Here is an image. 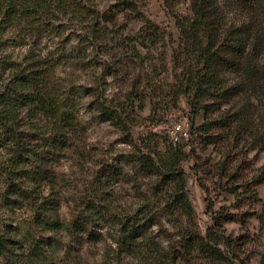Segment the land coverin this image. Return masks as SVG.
<instances>
[{"label": "rangeland", "instance_id": "1", "mask_svg": "<svg viewBox=\"0 0 264 264\" xmlns=\"http://www.w3.org/2000/svg\"><path fill=\"white\" fill-rule=\"evenodd\" d=\"M193 1L142 3L145 15L166 31L167 51L139 47L141 56L135 57L126 44L114 41L107 47L89 48L88 64L83 68L75 62L58 67L56 78L79 95L76 115L84 131L81 141H76L69 152L49 163L46 178L40 183L41 194L54 203L53 214L69 223L85 202L96 200L104 204L102 210L106 206L122 215L150 205L158 217L149 235L151 241H143L146 247L140 245L132 255L119 250L112 238L114 231L105 223L97 229L102 240L96 243L85 234L73 240L66 232L35 233L40 241L54 238L61 249L60 264H176L160 251L180 248L181 238L192 231L203 236L213 231L234 240L232 247L221 246L233 264H264V184L256 188L255 195L249 190L264 166V87L255 78L242 77L240 73L227 76L232 85H238L236 95L229 103L216 106L212 117L234 116L236 123L232 122V135L220 131L219 141L207 145L206 135L200 131L206 121L205 111L194 116L188 97L176 101L170 91L174 84L172 54L180 44L176 22L193 15ZM254 2L227 0L220 11L227 21L225 28L233 24L242 27L240 31L250 36L251 43L256 40L261 44L258 61L264 66L263 3ZM111 4L98 2L103 11L109 10ZM119 24L124 25L120 36L125 38L136 36L142 28L141 22L123 15ZM20 32L7 31L0 57L21 61L30 50L49 57L67 46L72 29L59 36ZM77 44L73 39L70 46ZM165 55L166 65L162 60ZM104 106L115 112L114 119L101 114ZM25 131L30 146L37 147L41 132L31 125ZM177 137L187 154L178 171L186 182L185 193L193 209L191 219L176 203L183 184L171 179L174 174L162 163L171 156ZM145 154L158 164L162 175L141 172L137 178L128 179L106 170L107 164L117 163L121 156L138 158ZM29 190V198L18 201V205L0 197V231H13L19 240L34 226L38 189L30 184ZM4 193L5 186L0 183V196ZM148 241L154 244L148 246ZM29 254L26 246L16 257H0V264H41L31 261Z\"/></svg>", "mask_w": 264, "mask_h": 264}, {"label": "trees", "instance_id": "2", "mask_svg": "<svg viewBox=\"0 0 264 264\" xmlns=\"http://www.w3.org/2000/svg\"><path fill=\"white\" fill-rule=\"evenodd\" d=\"M224 1L227 0L193 1V15L178 18L176 22L180 44L172 54L174 84L171 94L176 101L188 97L194 116L201 110L205 111L206 121L200 131L206 135L207 145L219 141L222 136L217 133L220 131L223 135H232V122L236 123L234 116L233 119L228 116L220 119L212 117L216 106L229 103L236 95L234 91L237 83L232 85L227 76L240 73L242 77L255 78L264 87V66L258 61L261 44H257L256 40L251 43L250 36L240 31L242 27L237 28L233 24L231 28H225L227 21L220 11ZM248 1H262L264 12V0ZM98 2H110L112 6L103 11ZM143 2L0 0V51L9 29L37 36L43 33L59 36L72 29L67 46L49 57L36 55L32 50L21 61L0 57V183L5 186V193L0 197L10 204L18 205V201L21 203L29 198L30 184L38 189L35 192L38 194L35 195L33 228L22 240L17 239L13 231H0V257H16L27 246L31 261L60 264L61 249L55 244L54 238L49 236L40 241L35 233L66 232L73 240L85 234L96 243L102 240L97 229L103 223L114 231L112 238L119 250L132 255L140 245L145 246L142 242L149 240L151 230L157 226L158 217L150 205L133 214L122 215L111 212L106 206L102 210L104 204L96 200H88L74 219L69 223L63 222L52 212L54 203L39 190L40 183L48 173L49 163L69 152L76 141H81L84 131L76 115L80 104L76 96L79 95L72 86L59 82L56 78L58 67L75 62L83 68L88 64L89 48L107 47L108 43L114 41L119 45L126 44L135 57L141 56L139 47L163 48L167 51V33L141 10ZM122 15L142 23L136 36H120L121 26H124L119 24ZM65 21L73 26L69 27L70 24H65ZM73 39H77L78 44L71 47ZM162 60L166 65V55ZM101 112L110 120L115 118V112H110L105 106ZM28 125L41 132L37 147L30 146L28 142V133L25 131ZM170 153L171 156L162 163L169 173L174 174L171 179L183 184L176 203L181 204V209L191 219L193 209L185 193L186 182L182 172L178 171L179 166L186 161L187 154L180 144L171 147ZM106 170L112 171L114 176L128 179L132 176L137 178L141 172L162 175L158 164L147 154L138 158L121 156L117 163L107 164ZM97 179L101 183L100 177ZM263 184L264 166L250 183V192L255 195L256 188ZM234 243V240L213 231L208 232L207 236L192 231L181 238L180 248L160 252L164 257L173 258L176 264H233L232 258L221 246L232 247ZM151 244L154 242L146 245Z\"/></svg>", "mask_w": 264, "mask_h": 264}, {"label": "built area", "instance_id": "3", "mask_svg": "<svg viewBox=\"0 0 264 264\" xmlns=\"http://www.w3.org/2000/svg\"><path fill=\"white\" fill-rule=\"evenodd\" d=\"M183 131V129L181 130V132ZM180 139L177 137L176 138V142H175V145H177L179 143Z\"/></svg>", "mask_w": 264, "mask_h": 264}]
</instances>
